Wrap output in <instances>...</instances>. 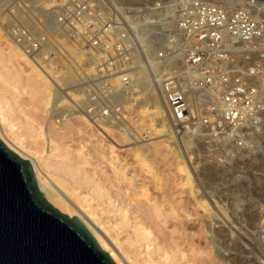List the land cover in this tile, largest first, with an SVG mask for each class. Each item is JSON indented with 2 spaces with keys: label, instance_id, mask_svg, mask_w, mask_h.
I'll return each instance as SVG.
<instances>
[{
  "label": "built area",
  "instance_id": "obj_1",
  "mask_svg": "<svg viewBox=\"0 0 264 264\" xmlns=\"http://www.w3.org/2000/svg\"><path fill=\"white\" fill-rule=\"evenodd\" d=\"M0 29L45 76L72 75L86 106L64 120L81 113L139 143L153 140L151 120L212 162L264 159V0H0ZM141 69L162 116L137 113L152 103Z\"/></svg>",
  "mask_w": 264,
  "mask_h": 264
},
{
  "label": "bare ground",
  "instance_id": "obj_2",
  "mask_svg": "<svg viewBox=\"0 0 264 264\" xmlns=\"http://www.w3.org/2000/svg\"><path fill=\"white\" fill-rule=\"evenodd\" d=\"M231 1L233 4H238L242 0ZM236 1L238 2L236 3ZM142 42H145L148 54L153 55V41L143 40ZM150 58H152V56H150ZM92 71L93 69H90L89 72L91 73ZM71 76L72 75L68 77V80L66 77L55 74H52V78L45 76L44 73H42L29 61L26 55H24L9 41L5 33L0 29L1 142L22 160L29 162L33 169L39 191L45 196L46 200L54 208L68 215L70 218L77 217L92 233L100 248L104 252L108 253L110 258L116 264H187L185 263L187 261V254L181 249V243L179 244L174 238V235H172L174 232L172 234L170 233L172 235L170 237V242H168L169 240L167 242L164 240L165 244L162 243L161 245L158 238L159 233L155 235L152 232V229L150 230L146 227V219L148 221L153 219L158 221L160 224H166V212H164L162 206H160L157 201L153 200L150 202L146 199L150 202V205L148 203L149 206L147 205L148 209L146 210L138 208L140 204L136 207L133 206V203L136 204L135 202H137L139 197L146 196L143 195L145 191H136L135 195H137L138 198L134 202V198L130 196V184L125 185V187H123L125 188L124 190L118 189L122 186H118V190H111V188L108 189L107 185L105 187L104 183H102L103 181L95 180V176L92 177V174L89 175V171L85 169V165H92V163L90 164L88 161L90 158L86 156L87 153L83 150L85 146L81 147L82 149L79 150H72V148L64 146L65 144L63 145L62 140L59 141V137L62 139V136L67 133L73 134L76 132L79 135L87 134L89 135V138H92L93 143H95L94 147L96 146L97 149H102V140L98 137V134L101 137L107 136H104L101 133V129L99 127L89 121L84 114L80 113L73 115L70 118H66L67 120L77 121L67 123L70 121L66 120L67 122H65L68 125H66V127L64 125L59 129H53L55 126H51V129L45 128L44 122L48 117V109H50V107L53 106L50 109V112L52 113L51 118L62 117L63 119L66 117L67 113L63 114L60 112L53 116V112L56 111L57 108H61V106L72 108L75 106L74 101L80 104L82 108H85L86 101L82 96V93L80 91L73 93L68 90L71 88L68 83L72 80L70 79ZM139 76L143 83L142 91L146 92L147 97L151 99L152 103L151 106L140 107L137 113L140 117H145L152 113L157 116H162L164 103L158 88L154 87L150 83V79L145 69H141ZM60 86H65L64 90L67 91L62 94H58L56 99L55 90H58ZM140 111L142 112L140 113ZM101 126L104 130H106V132L112 134L111 137L125 136V140H128L129 138L132 140V137H129V135L125 133L116 134L113 132L112 128L105 125ZM149 127L153 132L152 135H158V137H155L156 139L163 138V141L171 145L174 144L175 147L179 145V147H182L184 151L186 150L188 153H191L193 143L190 139H177V141L173 142L172 138L169 136L168 129H157V126H155L151 120ZM167 130L168 132H166ZM147 145L151 146L152 144L146 143L141 146L144 148V146ZM109 150H107L108 155L110 154L112 156H109L110 158L108 161H105L111 166L110 169H112L111 172L113 173V177H116L120 175V167L124 168V163H118L119 161L112 147H110ZM144 153L145 151L141 150L135 151V155L140 160V163L141 161L145 162L146 160V154ZM173 157L179 174L182 175V178L187 177V182L190 181L189 178L191 174L184 162L179 158L180 154L174 150ZM102 158L105 159L103 156ZM223 158L224 160H230L228 156H224ZM124 173H121L123 174V177L126 175ZM105 178H107V176ZM183 180L184 179H182V181ZM184 181L186 182V180ZM184 181L183 183H185ZM131 194H133V192H131ZM130 198L132 199L130 200ZM207 211L211 219L210 222H213L212 224L210 223L211 225L208 223L204 224L207 236L206 238L211 245L210 250L212 248L210 254L213 251L215 257H220V261L224 264H230V261L225 259L227 255H222L221 253V251L226 253L227 248L225 247L222 249L220 246L221 242H219V240L218 242L216 241L217 239L213 234V229L215 227H212V225H215V220L218 219H221L220 221L226 225V221H229V215L221 206H218L217 212L213 211L211 208H208ZM104 213L105 215L108 213L111 218L108 222L100 220V214ZM262 215V219L257 226L259 235L264 227V212ZM106 225H110L114 228V230L117 229L114 231L115 233H118L119 229L120 231L121 229H127L126 232H130L129 234L127 233V235H129V238L127 237V239L128 242L132 241L131 245L134 247V255H130L123 248V243L117 237L119 236L118 234L120 231L117 236L114 237V235L112 236L113 231H111V228H108ZM216 251L220 252L218 256ZM188 264H190V262H188Z\"/></svg>",
  "mask_w": 264,
  "mask_h": 264
},
{
  "label": "rangeland",
  "instance_id": "obj_3",
  "mask_svg": "<svg viewBox=\"0 0 264 264\" xmlns=\"http://www.w3.org/2000/svg\"><path fill=\"white\" fill-rule=\"evenodd\" d=\"M50 109H48L46 121L44 120L46 129H51V126H55L53 129H59L64 125L66 127L67 121H70L67 123L77 122L75 120H64L62 117L51 118ZM64 110L65 107L63 106L57 108L53 112V116ZM75 133H67L68 135L65 134L66 137L64 135L62 139L59 137V141L62 140L63 145L65 144L64 146L70 147L72 150H79L85 146L83 150L87 153L86 156L90 158L91 161L88 159L90 164L92 163L91 166L89 164L85 165L89 175L95 176L94 178L97 181H103L104 186L106 187L107 185V188H111V190H116L118 186H122L118 188L119 190H124L125 188L123 187L130 184V190L133 192V194L130 192V196L134 198V202L138 198L135 192L145 191L143 195L146 196L139 197L140 199L138 198L137 202H135L137 205L133 203L135 207L140 204L138 208H143L142 210L148 209V203L150 205L153 200L162 206L167 216L166 224H160L153 219H151L152 221L147 219L145 221L148 229H152L155 235L159 233V237H157L161 245L168 240L170 242V237L174 235L178 243H181V249L187 254L186 260L190 264H224L220 261V257H215L213 251V255L212 253L210 254L212 248L210 250L211 245L206 238L204 226L206 223H211L207 209L211 208L217 212L218 206H221L227 211L230 219L228 218L229 221H226L225 225L220 221L221 219L216 217L218 220L214 221L215 225H212V227H215L213 234L217 239L216 241L218 242L219 240L221 242L222 245L220 244V246L222 249L227 248L226 253L221 251L222 255H227L225 259L230 261V264L264 263V242L258 240L259 233L257 228L264 212V159L247 157L237 161H229L220 158L212 162L206 156L203 148L192 145L193 149L191 153H188L182 147L180 148L179 145H177L179 147L177 148L174 144L173 146L163 141V138L156 139L155 137H158V135L151 136L153 140L146 143H151L152 145H149L150 147L147 145L143 148L141 145L146 144L145 142L139 143L129 137L130 140H125V136H112L109 139V137H101L98 134V137L102 140V149L104 151L101 148L97 149L96 146L94 147L95 143H93L92 138H89V135ZM110 147L114 149L118 163H124V168L120 167V170L121 173L125 172L124 174L126 175L124 176L126 178L121 173H119V176L113 177L111 166L106 162L112 156L108 155L107 151ZM137 150L145 151L146 160L144 159L145 162L141 161L142 164L135 155ZM174 150L180 154L179 158L184 162L191 174L189 178L191 182L188 181L189 183L187 182V177L182 178V175L177 170L173 157ZM106 176L109 180L105 178ZM182 179L186 180V182L183 180L185 182L183 183ZM100 215L101 221L105 220L104 222H108L111 219L108 213H106L107 216L105 213ZM109 226L108 228L113 231L112 236L116 237L120 229L118 233H115L114 231L117 229L114 230V228ZM126 231L127 229H121L117 237L123 243V248L130 255H134L135 251L133 245H131L132 241L128 242L127 239V237L129 238L127 233L129 234L130 232ZM170 233L173 234L171 235ZM219 253L217 252V256ZM187 261L185 263L188 264Z\"/></svg>",
  "mask_w": 264,
  "mask_h": 264
},
{
  "label": "water",
  "instance_id": "obj_4",
  "mask_svg": "<svg viewBox=\"0 0 264 264\" xmlns=\"http://www.w3.org/2000/svg\"><path fill=\"white\" fill-rule=\"evenodd\" d=\"M0 264H116L77 217L46 200L29 162L1 140Z\"/></svg>",
  "mask_w": 264,
  "mask_h": 264
}]
</instances>
